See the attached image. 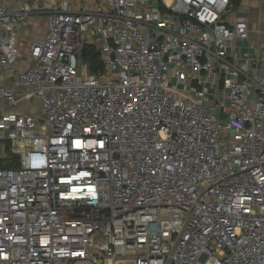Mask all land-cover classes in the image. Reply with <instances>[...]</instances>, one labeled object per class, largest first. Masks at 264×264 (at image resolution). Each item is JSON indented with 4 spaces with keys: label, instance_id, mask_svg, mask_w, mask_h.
Wrapping results in <instances>:
<instances>
[{
    "label": "built area",
    "instance_id": "built-area-1",
    "mask_svg": "<svg viewBox=\"0 0 264 264\" xmlns=\"http://www.w3.org/2000/svg\"><path fill=\"white\" fill-rule=\"evenodd\" d=\"M230 7L0 0V264H264V72Z\"/></svg>",
    "mask_w": 264,
    "mask_h": 264
},
{
    "label": "crops",
    "instance_id": "crops-1",
    "mask_svg": "<svg viewBox=\"0 0 264 264\" xmlns=\"http://www.w3.org/2000/svg\"><path fill=\"white\" fill-rule=\"evenodd\" d=\"M4 1L13 6L22 2V0ZM235 21H246L249 29L248 40L237 42L236 48L252 59L258 72H264V0H239L237 6L231 3L229 13L224 17L223 22L232 23ZM45 30L44 19L30 18L20 25V34L28 41H40ZM256 30L259 31V34ZM18 66L21 68L23 64ZM19 68L17 67V69ZM3 81H5L4 77L0 76V84Z\"/></svg>",
    "mask_w": 264,
    "mask_h": 264
},
{
    "label": "trees",
    "instance_id": "trees-1",
    "mask_svg": "<svg viewBox=\"0 0 264 264\" xmlns=\"http://www.w3.org/2000/svg\"><path fill=\"white\" fill-rule=\"evenodd\" d=\"M230 1L232 5L234 6H237L239 3V0H230ZM82 59L89 62V72L90 73H96L101 70V65L99 63V56L93 48H87ZM16 163H17L16 158H12L11 162H9L8 159L6 160L0 159V167L14 166Z\"/></svg>",
    "mask_w": 264,
    "mask_h": 264
},
{
    "label": "rangeland",
    "instance_id": "rangeland-1",
    "mask_svg": "<svg viewBox=\"0 0 264 264\" xmlns=\"http://www.w3.org/2000/svg\"><path fill=\"white\" fill-rule=\"evenodd\" d=\"M46 1V0H45ZM43 27V26H42ZM42 31H43V28H42ZM42 33V32H41ZM83 58V55L81 56V59ZM24 60H25V58H23V57H21V59L19 58V60L17 61L18 62V64H22L23 62H24ZM83 60V59H82ZM83 61H85V60H83ZM18 68H19V66H18Z\"/></svg>",
    "mask_w": 264,
    "mask_h": 264
},
{
    "label": "water",
    "instance_id": "water-1",
    "mask_svg": "<svg viewBox=\"0 0 264 264\" xmlns=\"http://www.w3.org/2000/svg\"><path fill=\"white\" fill-rule=\"evenodd\" d=\"M84 49H85V48H83L82 51H81L82 55L84 54Z\"/></svg>",
    "mask_w": 264,
    "mask_h": 264
}]
</instances>
